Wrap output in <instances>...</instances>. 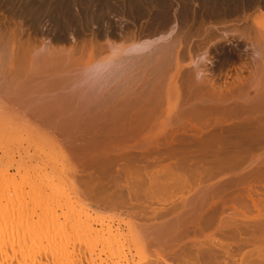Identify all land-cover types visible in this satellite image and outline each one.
Here are the masks:
<instances>
[{
	"label": "rangeland",
	"instance_id": "374dc122",
	"mask_svg": "<svg viewBox=\"0 0 264 264\" xmlns=\"http://www.w3.org/2000/svg\"><path fill=\"white\" fill-rule=\"evenodd\" d=\"M159 1L0 0V20L1 22L10 20L9 22H12L11 25H13L11 27H14L17 24L16 21L23 19L24 6L27 5L30 9L28 4L30 2L35 3L39 8L37 9L35 6V10L30 9L27 13V19L30 24L33 18L32 15L39 19V39H50L60 46L70 47L74 43L70 37L71 34H74L73 36L78 42L86 44L85 47L88 50L84 49L86 51L83 50V54L82 50H79L81 52L75 54L73 57L74 61H69L72 69H76L95 61V59L104 60L110 55V51L106 48L97 49L100 52L96 49L94 50L95 52L90 50V42L92 44L90 40L94 41L95 35H97V41L101 45L103 44L104 47L106 45V36L103 33L106 34L108 31L114 34L115 32L119 33L135 28L140 33L143 31L141 40L153 38L152 33L150 34L152 37H148L149 33H146L150 29L152 31L156 23L163 24L166 16L178 17L177 21L182 25L183 29H186L189 25L187 29H193L196 32L202 27L201 31L209 29L212 32L221 33L222 31H229L233 26L243 27L248 23V21H245L247 18L257 14L259 9H264V0ZM171 23H168L164 30H168ZM254 28L259 32L258 40L260 41L259 37L263 34L260 31L264 30V26L263 28L260 26H255ZM190 30H186V32L189 33ZM193 31L191 30L190 32L193 33ZM144 32L146 35H144ZM53 34L55 39H52ZM217 35L219 36L220 34ZM116 36H110L111 40L120 44L122 38ZM233 36L232 33L229 36L230 38L223 40L215 36L208 43L200 42V39L202 38L201 40H203L204 37L196 36L190 39V44L188 43L190 53L186 51L187 54L182 55L179 65L171 67L168 71L166 77L168 80L163 84L161 102L154 108L155 110H153V114L145 124V130L143 129V131L142 129L123 131L122 128L119 130L109 126L108 129L107 127H102L103 125L100 123L94 124L99 129H97L99 134L102 131V134L98 135L100 140L99 138L93 139L92 142L91 139L83 140V137L79 136L82 126H77L78 124L73 122L71 124L69 121L65 123V120L59 118L54 119L63 122L60 121L58 123L53 118L49 119L39 117L40 115L32 116L24 113L23 108L25 107L26 98L24 93L21 95H24L25 98L22 96L17 97L20 94L13 96L14 94L12 93L0 91L2 93V95L0 94V182L1 174L4 171H8L16 177L17 182L24 188L23 194L22 192L17 194L10 192L11 194L9 193L8 196L2 198L3 201H0L1 205L3 203L9 204L12 210L10 217H0V236L3 239L5 238L4 242L5 240H11L10 242H5V244L2 239L0 241L2 242L0 245L4 244L6 246L4 247L3 245V250L6 248L7 250L5 249L6 251H4L10 255L7 259L9 261L5 264H264V217H259V214H263L261 211L264 209L259 211L261 209L259 208L257 212L255 211L256 208L252 207V212H249V215L246 210L247 212L245 213L247 214L245 215L249 216L250 219L247 218L249 222L247 221V224L242 223V220H246L244 219L246 217H242V220L239 219L241 222L239 221L236 224L226 226L227 228H223L222 231L228 232H224L221 235V233L215 232L217 230L216 223L206 226V229H201L200 226L193 224V222H199V205L197 204L199 202L194 204L195 201L189 206L185 205L186 208L181 202L183 200L182 197L188 198L191 194L194 196L197 194L196 192L199 191L197 182L191 186L188 184L185 188L181 187L179 189V187L171 184V182L174 183L173 181L160 180L162 183H159V179L157 180L156 178L158 177L155 175L147 177L141 174L139 176L140 174L135 172L132 173V176L129 175L116 184L107 181L102 184L96 180L98 167H95V163L98 165L99 162L95 161L100 160L103 165L107 158L108 160L110 158L119 160L123 156H140L145 148L156 141L164 143L166 139L172 140L174 135L171 134L173 131H177V129H181V126H185V123L187 124V117H182L180 114H183L181 112L186 110L185 107L189 103V98L196 99V97H201L203 99L204 97L205 99H214L216 97L215 99H217L220 96L223 98L222 96H227L225 93H227L228 88H231L232 91H228L230 93L228 96L234 95L235 97H232L234 99H238L240 96H242V100L244 98L251 99V96L255 97L256 91H254V88L257 86L264 87V69L258 73L259 75L256 74L257 78L252 75L249 70L250 52H252L250 48L251 41L249 42V40L239 35ZM197 38L200 39L197 40ZM261 41H264V37ZM205 43L209 49L210 60L213 61V64L207 65V69H209L207 77H211L210 72L214 69V74L212 75L215 83H213L217 87L227 88L223 91L219 92V90H216L213 93L212 89H210L211 81L201 87L195 84L191 85V82L186 80L187 73L193 66L192 62L205 50H199L196 44L202 45ZM262 46L264 47V42ZM252 76L256 80L253 81ZM238 77L242 78V82L238 81ZM198 90L199 93H197ZM239 93L241 94L238 96ZM208 94L209 96H207ZM246 99L245 101L248 100ZM16 101L18 103L15 104V107H17L15 109L14 103ZM187 101L188 103H185ZM18 104L23 107L21 106V108ZM240 104L242 103L240 102ZM26 114L27 117L25 116ZM181 121L184 122V125L183 123L179 124ZM235 121L239 122V119H230L228 123H235ZM54 122L58 124V127ZM60 127L64 128L59 129ZM96 127L90 126L87 128H90L88 130L91 133L94 131L93 133L95 134V132L97 133ZM162 129L164 131L165 129L168 130V133L167 131L163 132L164 135L159 132ZM103 132L106 133L103 134ZM156 134L162 135H160L161 138L159 140L155 139ZM177 134L175 135L177 140L183 137L182 133ZM262 150L261 152H263ZM49 171L50 173L51 171L56 173L52 177L54 181L52 184L56 185L58 183L56 189L53 188L51 179L48 183L46 180H43V182L41 180L40 176L49 173ZM42 176L45 178L44 175ZM57 178L61 179V182ZM34 182H37L38 185H35ZM40 185H42V188ZM63 188H65V192ZM62 190L63 192H60ZM52 192H55V194ZM259 197L263 198V193ZM35 198L38 202H36ZM31 199L35 200V204ZM39 202L40 205L38 206ZM47 205L49 206L46 207ZM175 206L181 208L178 210L176 207L175 211L173 210ZM192 206L193 208H191ZM189 209L190 212L186 213ZM161 210L164 213L169 211L170 214L168 213L167 216ZM171 210L175 212L171 213ZM230 211L229 209L226 213ZM154 212H157V214ZM87 214L90 215V218ZM162 214L163 216L160 217ZM256 215L257 217H255ZM176 220L180 221L179 225ZM175 222L177 224H173ZM242 224H245V226L242 227ZM197 227L201 230L197 229ZM2 229L5 233L1 231ZM6 229L9 231H6ZM231 231L232 233H230ZM12 236H14V239ZM207 238L208 241H204ZM219 240L221 242L228 241L227 243L229 244L225 242V244L223 242H218L219 244H217ZM191 241L193 242L191 243ZM209 241L212 243H209ZM177 242L181 246L183 243H191L189 245L192 246L188 245L187 251H180L181 254L184 253L181 256L179 250L175 252L177 248H174V245H177ZM170 246H174L173 250L172 247L169 249ZM165 247L168 248L166 249ZM171 250L172 255L170 252L168 254V251ZM174 255H177V257Z\"/></svg>",
	"mask_w": 264,
	"mask_h": 264
},
{
	"label": "bare ground",
	"instance_id": "6f19581e",
	"mask_svg": "<svg viewBox=\"0 0 264 264\" xmlns=\"http://www.w3.org/2000/svg\"><path fill=\"white\" fill-rule=\"evenodd\" d=\"M28 5H30L31 10H35V3L30 2ZM36 7L37 9L39 8L38 6ZM30 9L27 5L24 6L22 12L23 19L16 21L17 24L14 27H11L13 25H11L12 22H9L10 20H6L8 22H1L0 20V91H5L10 94L12 93L14 94L13 96L20 94V96L18 95L17 97H21V94L24 93L26 96V98L24 95L22 96L25 98V107L23 108L24 113H28L32 116L40 115L39 117H46L49 119L53 118V120H55L54 118H59L65 120V123H68L69 121L71 124L73 122L78 124L77 126H82L81 128L79 127L81 129L80 135L77 132L76 134H78L80 137H83V140L91 139L92 142L93 139L99 138L98 135H101L102 131L100 130L101 134H99L97 131L98 128L94 124L100 123L104 128H108V126L118 128L119 130L122 128L123 131H131L132 129H142V131L143 129L145 130L144 126L152 116L153 110H155L154 108L161 102L163 96L162 92L164 89L163 84L168 80L166 79L168 71L171 67L179 65V60L182 55L187 54L186 51L190 53L188 45L190 44L189 41L192 37H204L203 40H201L202 38H197V40L200 39V42L204 41L208 43L215 36L220 40H223L227 39L232 33L234 35L233 37L239 35L246 40H249V42L251 41L250 48L252 52H250L251 61L249 70L252 75L255 77L256 74L264 69V47L262 46L264 41H261V39L264 37V30L260 31V33H263L259 37L261 41L260 42L258 40L259 32H257L254 28L255 26H260L263 28L264 26L263 8L259 9L257 14L253 16L251 15V17L247 18L245 21H248V23L243 27L233 26V28L229 29V31H220L221 33L212 32L209 29L201 31L202 27L200 28L199 26V31L196 32V30L193 31V29H191L193 31L192 33L190 32V29H187L189 25L186 29L182 28V25L177 21L178 17L176 18L173 16L172 18L170 16H166L163 24L156 23L152 31L150 29V31L146 33H149L148 37H152V35L150 36L152 33L153 38L141 40V33L143 32L142 30L140 33L137 31V29L135 30V28H133V30L132 28L129 29V27H127L129 31L124 29L125 31H122L123 33L115 32L112 34L110 31H108L106 34L103 33V35L106 36V45L104 47L103 44L101 45L97 41V35H95V42L90 40L92 41V44L90 42V50L94 51L95 49L100 50V48H106L110 51V55L104 60L95 59V61H92L86 65L82 64L83 66L76 69H72L69 61H74L73 57L75 54L77 52H81L79 50H82V54L84 51L88 50L85 47L86 44H84L82 41V43L78 42L77 39L74 38V34H71V36L73 39H75V41H73L71 37L74 43L73 45L71 44L70 47L60 46L50 39H39V19H37L35 15H32L33 18L31 19V24L27 19V13ZM138 14L140 15V13ZM172 21L173 23H171ZM179 22L181 23V21ZM168 23H171L169 29L164 30ZM31 28L32 30H30ZM186 30H190L189 33H187ZM146 34L144 32V35ZM217 34L220 35L218 36ZM252 34H254V36H252ZM112 35H117L122 38V40H120L122 42L120 44L115 43L113 40H111L110 36ZM196 46L199 50H205L192 62L193 66L191 69H189L190 71L187 73L186 80L190 81L191 85L195 84L201 87L202 85L204 86V84L211 81L210 89H212L213 93L216 90H219L220 92L224 89H227L224 87L220 88V86L217 87L214 84V77L212 75L214 74L213 67V70L210 72L211 77H207L209 73L207 65L213 64V61L210 60L208 55L209 49L208 46H206V43L202 45L196 44ZM254 77L252 78L253 81L256 80ZM241 79L238 77V81L242 82ZM254 89V91H256V94L254 93L255 97L251 96V99L247 98L250 101H248L246 98L242 100V96L238 98L239 100H242L240 101L242 104L237 102L239 101L238 99L232 98L235 97L234 95L228 96L230 95L229 92H232L231 88L227 89L229 92L227 91V93H225L227 96L224 95L222 96L223 98H221V96L217 99H215L216 97L214 99H205L204 97L201 99V97H196V99L192 98L193 100L189 98V103L188 101L185 102L188 103L187 107H185L186 110L181 112L183 114H180L182 117H187V124L185 123V126H181V129L179 128L180 130L176 128L177 131H173L171 134L174 135L172 140L166 139L164 143H159L158 141L154 143L153 141L154 144L151 145L150 142V146L145 148L140 156H130L128 154L129 156H120L122 158H119V160H117L115 157V159L110 158L109 160L107 158L104 161L105 164L103 165L100 160L95 161L99 162L98 165L95 163V167H98V175L96 176V180L100 181L102 184H105L106 181L116 184L121 179L123 180L129 175L132 176V173L135 172L139 173V176H141V174L146 175L147 177L155 175L158 177L156 179H159V183H162L160 180L173 181L174 183L171 182V184H173L175 187H179V189H181V187L185 188V186L188 184L191 186L197 182V186H199V191L196 192L197 194L195 196L191 194L192 196L190 195L191 197L189 196L188 198L182 197L183 200L181 201L184 204V208H186L185 205L189 206L192 202L196 201L194 204L199 202L197 203L199 205V222H193L195 226H200L201 229H204L206 226H211L212 224L216 223L217 230L215 232L221 233L222 235V233L228 232L225 230L222 231L223 228H227L226 226L230 224H236L242 220V217H246L244 218L246 219V222L242 220V223L247 224V218H249V212H252V207L256 208L255 211L257 212L259 208H261L259 211L264 209V204L262 205V203H264V197H259L261 193H263L264 196V87L257 86ZM197 93H199V90ZM0 94L2 95V93ZM240 94L241 93H239L238 96ZM207 96H209V94ZM245 99L247 101H245ZM18 101L14 103L15 109L17 108L15 107V104H17ZM18 105L20 107L22 106L21 104ZM14 108L12 109L14 110ZM25 116L27 117V114ZM230 119H239V122L235 121V123H233V121L228 123ZM55 121L59 123L61 120ZM183 121H181L179 124L183 123L184 125ZM56 122L54 123L56 124ZM56 125L58 127V124ZM89 125L96 127L95 130L97 133L95 132L94 134L93 130L91 133V131H89L90 128H87L90 127ZM61 128L64 127H60L59 129ZM166 129L165 131L162 129L163 131L160 130L159 132L164 134L167 131L168 133V130ZM109 131L111 132V130ZM112 131L114 130L112 129ZM180 132L182 133L183 137L177 140L175 135L177 133L181 134ZM104 133L106 132H103V134ZM156 135L157 136L155 139L159 140L161 138V134ZM261 150L263 152H261ZM53 173L52 171L51 173L49 171L47 174H42L45 177L43 178L42 175L40 176L42 182L43 180H46L48 183L50 179L52 180V177L56 174L54 173L53 175ZM1 175L0 201L2 198L8 196L10 192L17 194L24 190L23 186L17 182L16 177L11 175L8 171H4ZM27 177L29 176L27 175ZM57 180L61 182V179L59 180V178H57ZM37 182H34L35 185H38ZM53 182L54 181L52 180L51 184ZM40 186L42 188V185ZM56 186H58V183L53 185V188L56 189ZM65 188H63V190ZM63 190L60 192H63ZM52 193L55 194V192ZM56 195H54V197H56ZM69 196L71 195L69 194ZM25 197L23 198L25 199ZM34 201L35 200H32V202ZM36 202H38L37 199ZM228 203H230V207H228ZM39 205L40 202L38 206ZM25 206H27V204H25ZM48 206L49 205L46 207ZM178 206H175L173 210H175L176 207L178 208ZM191 208H193V206ZM228 208L231 211L226 213V211L229 210ZM192 210L194 211L196 209ZM246 210L248 211V215H245L247 214L245 213L247 212ZM263 211H261V213H263L262 215L259 214L260 218L264 217ZM170 212L174 213L172 210ZM188 212H190V209L186 211V213ZM154 213L157 214V212ZM162 213L165 214L166 212L164 213L162 211ZM168 213L169 211H167L166 215ZM11 214L12 210L9 204H0V217L8 218L11 216ZM163 214L160 217H162ZM255 217H257V215ZM177 222L179 225L180 221ZM177 222L173 224H177ZM245 224H242V227L245 226ZM198 227L197 229H199ZM7 230L8 229H6V231ZM1 231L3 232V229ZM232 231L230 233H232ZM237 233L240 234L239 232ZM12 237L14 239V236ZM207 237L210 238L211 236ZM1 239L3 240L4 244L5 242L9 241L5 240L4 242L5 238L3 239L0 236V241H2ZM204 241L207 242L208 238ZM210 241L209 243H212ZM192 242L193 241H191V243ZM218 242H221V240L217 241V244H219ZM224 242L229 244L227 243L228 241ZM189 244L183 243L181 246V244H178L177 242V245H174L173 243L175 246L173 247L177 248L175 249V252H178V250L179 252H183V250L187 251ZM3 245L1 247L2 249L0 248V264L7 263L9 261L7 260L9 258L8 256H10L7 254L8 252H5L7 250L6 248V250L4 249L5 251L3 250V248L6 247L5 245L3 247ZM189 246L191 247L192 245ZM171 247L172 246H170L169 249H171ZM172 250L168 251V254L170 252L172 255ZM183 254L180 252L181 256ZM175 257H177V255Z\"/></svg>",
	"mask_w": 264,
	"mask_h": 264
},
{
	"label": "flooded vegetation",
	"instance_id": "af4514ba",
	"mask_svg": "<svg viewBox=\"0 0 264 264\" xmlns=\"http://www.w3.org/2000/svg\"><path fill=\"white\" fill-rule=\"evenodd\" d=\"M71 37H72V36H71ZM71 37H70V38H71ZM53 38L55 39V35H54V34L52 35V39H53ZM72 39H73V37H72ZM73 41H75V39H73Z\"/></svg>",
	"mask_w": 264,
	"mask_h": 264
}]
</instances>
